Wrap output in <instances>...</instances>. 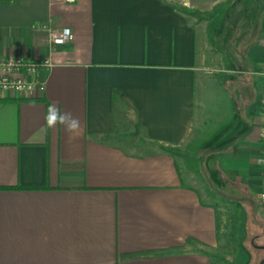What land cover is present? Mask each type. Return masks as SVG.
I'll use <instances>...</instances> for the list:
<instances>
[{
  "label": "crops",
  "instance_id": "crops-1",
  "mask_svg": "<svg viewBox=\"0 0 264 264\" xmlns=\"http://www.w3.org/2000/svg\"><path fill=\"white\" fill-rule=\"evenodd\" d=\"M204 1L0 0V56L53 63L44 91L0 93V264H216L222 231L264 235L263 209H243L261 201L264 32L245 63L225 27L214 67L204 21L180 10L205 16ZM63 28L72 40L52 45ZM215 68L216 153L199 169L167 149L202 136L199 83ZM50 103L79 118V136L46 127Z\"/></svg>",
  "mask_w": 264,
  "mask_h": 264
},
{
  "label": "rangeland",
  "instance_id": "rangeland-1",
  "mask_svg": "<svg viewBox=\"0 0 264 264\" xmlns=\"http://www.w3.org/2000/svg\"><path fill=\"white\" fill-rule=\"evenodd\" d=\"M214 0H205L204 8L206 10L205 16L204 13L198 12L197 19L199 21H204L201 24L200 34L205 36L206 46H211L210 56L213 55V66L216 67V39H219L218 42H221L223 39L221 32L224 28L228 27L227 34L230 36L227 42H231V50L234 54L235 59H238L239 62H243L246 59V52L251 42L255 39H260V36L264 32V0H240L239 2L226 3L216 6L213 3ZM207 40H210V44L207 43ZM247 62V59L245 63ZM211 63L210 61L208 62ZM214 73V78L204 84L199 83V100L203 103L202 106H199L198 111L200 113V119L197 126V132L201 133L202 136L197 135V139H193L190 142V147L187 149H182L183 153L189 154V159L185 161L180 159L184 165H194L195 167H209L211 163L210 155L216 153V68ZM230 78V76L227 74ZM226 76V77H227ZM235 77H238L235 76ZM239 77H247L246 74H243ZM231 79V78H230ZM210 80V81H209ZM226 85L223 91L228 95V99H232V96L235 94L236 88L239 87V81L235 83L230 81L228 78L225 80ZM260 85L259 83H257ZM197 147V148H196ZM193 159H195L193 161ZM212 163L216 165V159L212 158ZM194 168V167H193ZM193 175V171H189ZM202 176L205 177L206 183H211L212 180L208 173L205 172ZM216 175V174H215ZM195 177V176H194ZM216 179V176H215ZM219 181H216L215 187L213 189L216 191V204L219 206L220 200L217 197H220L222 192H228L229 187H220ZM203 187V186H202ZM210 188V187H209ZM206 186L203 191L204 196H210L209 189ZM261 202V201H260ZM259 202V200H254V202L246 204L243 209L245 213L253 214V206L257 204L260 209L264 207ZM216 205V206H217ZM225 207V206H224ZM221 215V214H220ZM226 221V222H225ZM223 222V221H222ZM225 224L227 220H224ZM223 237L221 245L218 250L214 251V261L216 264H258L261 260L262 255H264V235L259 237H252L250 235H245L243 230H234L222 231ZM255 239V240H254Z\"/></svg>",
  "mask_w": 264,
  "mask_h": 264
},
{
  "label": "built area",
  "instance_id": "built-area-1",
  "mask_svg": "<svg viewBox=\"0 0 264 264\" xmlns=\"http://www.w3.org/2000/svg\"><path fill=\"white\" fill-rule=\"evenodd\" d=\"M72 37L73 34L71 28H63L61 30L49 29L50 43L54 46H63L69 43L72 40ZM52 66L53 63L50 59L36 61L21 56H0V93L25 97L34 94L38 90L44 91L46 82L42 77V74ZM255 74L262 80L264 87V55ZM260 117V137L264 140V88L260 98ZM257 164L263 169L260 200L264 204V152L258 159Z\"/></svg>",
  "mask_w": 264,
  "mask_h": 264
},
{
  "label": "clouds",
  "instance_id": "clouds-1",
  "mask_svg": "<svg viewBox=\"0 0 264 264\" xmlns=\"http://www.w3.org/2000/svg\"><path fill=\"white\" fill-rule=\"evenodd\" d=\"M44 119L47 128L63 126L73 137L79 136L82 131L79 118L72 116L70 112H62L55 103L47 106Z\"/></svg>",
  "mask_w": 264,
  "mask_h": 264
},
{
  "label": "trees",
  "instance_id": "trees-1",
  "mask_svg": "<svg viewBox=\"0 0 264 264\" xmlns=\"http://www.w3.org/2000/svg\"><path fill=\"white\" fill-rule=\"evenodd\" d=\"M178 8V7H177ZM180 8V7H179ZM180 10L186 14H189V15H194L196 16L198 14V11H195V10H192V9H188V8H180ZM168 152H171L172 154H180V156H182L183 158L185 159H189V154H182V153H178V151L176 149H167ZM13 188H16V187H1V189H13Z\"/></svg>",
  "mask_w": 264,
  "mask_h": 264
},
{
  "label": "water",
  "instance_id": "water-1",
  "mask_svg": "<svg viewBox=\"0 0 264 264\" xmlns=\"http://www.w3.org/2000/svg\"><path fill=\"white\" fill-rule=\"evenodd\" d=\"M264 249V247H262ZM258 264H264V257L259 261Z\"/></svg>",
  "mask_w": 264,
  "mask_h": 264
}]
</instances>
